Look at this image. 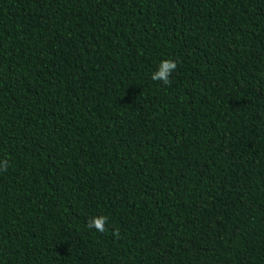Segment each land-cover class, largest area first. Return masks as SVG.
Instances as JSON below:
<instances>
[{
    "label": "trees",
    "instance_id": "trees-1",
    "mask_svg": "<svg viewBox=\"0 0 264 264\" xmlns=\"http://www.w3.org/2000/svg\"><path fill=\"white\" fill-rule=\"evenodd\" d=\"M2 161L0 264H264V0H0Z\"/></svg>",
    "mask_w": 264,
    "mask_h": 264
},
{
    "label": "clouds",
    "instance_id": "clouds-1",
    "mask_svg": "<svg viewBox=\"0 0 264 264\" xmlns=\"http://www.w3.org/2000/svg\"><path fill=\"white\" fill-rule=\"evenodd\" d=\"M177 68V63L173 59H165L160 61L159 67L151 75V79L154 81H163L165 84L170 83L171 73ZM8 166L7 161L0 162V168L6 169ZM107 223L106 216H98L91 219L88 223V227L95 228L99 232L105 231V226Z\"/></svg>",
    "mask_w": 264,
    "mask_h": 264
}]
</instances>
